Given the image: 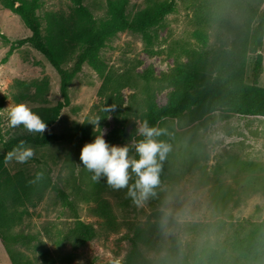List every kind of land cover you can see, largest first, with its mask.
<instances>
[{
    "label": "rangeland",
    "instance_id": "1",
    "mask_svg": "<svg viewBox=\"0 0 264 264\" xmlns=\"http://www.w3.org/2000/svg\"><path fill=\"white\" fill-rule=\"evenodd\" d=\"M150 1L129 0L128 17L134 18ZM175 1L176 12L152 32L151 46L141 34L125 31L107 41L101 50L103 74L84 64L69 87L70 105L52 127L45 129V134H72L87 127L91 137L103 134L107 141L115 132L133 133L131 140L122 139L113 145H127L129 156L139 158L135 144L143 139L137 129L146 112L147 84L156 104L164 107L173 92L164 77L177 61L190 60L187 54L190 49H227L235 40L234 34L224 29L207 30L209 43L203 48L194 36L201 26L195 20L194 9L187 7L186 0ZM222 1L228 5L226 0ZM106 2L85 0L84 5L101 20L106 18ZM41 3L38 15L43 34L50 22L69 21L75 14L72 0H41ZM260 9H264V1ZM225 16L236 25L246 17L237 15L234 7ZM0 30L10 41L31 35L19 16L1 5ZM9 49L10 44L0 39V98L5 96L0 112V153L3 142L35 133L22 124L9 125L8 112L12 107L23 103L31 110L50 108L62 100L60 76L41 53L26 45L3 64ZM81 51L79 46H71L64 68L71 69ZM262 54L264 57V48ZM254 58V54L249 55L248 75ZM17 81L28 86L18 87ZM43 82L45 89L37 94L34 85ZM259 85L264 87V72ZM158 129L163 131L156 139L166 143L169 151L159 161V183L153 194L139 205L127 195L136 176L131 175L128 185L121 189L109 186L105 176L94 181L93 173L80 160L79 145L28 146L32 156L23 163L13 154L7 162L11 175L33 176L43 171L51 177L54 187L47 189L37 205L29 209L31 216L25 218L17 231L38 235L53 252L47 229L66 231L78 220L92 225L96 238L78 250L79 258L72 264H123L134 249L131 240H137L141 232L158 246L152 250L138 243L154 264H184L186 254L217 247L218 239L203 232V225L223 223L229 228L247 221H264V117L221 110L197 119L196 113H185L180 119L162 122ZM57 190L66 194L70 205ZM104 204L109 206L113 223L100 210ZM160 245L167 250L158 251ZM21 250L28 253L26 248ZM0 264H12L1 241Z\"/></svg>",
    "mask_w": 264,
    "mask_h": 264
},
{
    "label": "trees",
    "instance_id": "2",
    "mask_svg": "<svg viewBox=\"0 0 264 264\" xmlns=\"http://www.w3.org/2000/svg\"><path fill=\"white\" fill-rule=\"evenodd\" d=\"M186 0L187 7L194 9L197 27L195 37L203 48L208 47L207 30L224 29L234 34L233 45L220 50H193L187 54V62L177 61L169 75L164 77L167 85L173 88L169 103L159 107L146 86L143 122L156 128L166 120L180 119L185 113H196L200 119L212 113L225 110L240 116L264 117V87L259 85L264 72V9L260 6L264 0ZM75 14L69 20L56 19L50 22L46 34H43L42 22L38 12L41 0H0V5L19 16L26 28L31 32L27 38L10 41L1 32L0 39L10 44L5 64L19 49L28 45L41 53L60 76L61 98L50 108H34L46 123V129L52 127L67 108L71 99L69 87L75 77L82 71L84 64H89L98 73L105 71L100 58L101 50L107 41L119 33L131 31L141 34L148 46L153 44L152 32L163 24L166 17L175 13V0H151L146 8L129 18L127 8L129 0H107L106 18L98 20L84 5L85 0H72ZM230 7H234L237 15H246L239 25L225 16ZM220 11V13H218ZM222 12L224 14H222ZM71 46H79L82 51L71 69L64 68L65 59ZM254 54L251 72L248 75L249 55ZM149 81L148 77H146ZM110 79H107V82ZM16 86H28L17 81ZM36 92L43 93L46 83H36ZM5 105V96L0 98V112ZM133 133L120 131L113 133L107 140L110 145L120 140H131ZM90 129L83 127L72 134L30 133L13 137L2 143L0 153V241L3 243L12 264H72L79 258L78 250L96 238L97 232L92 225L78 220L69 230L47 229L49 242L54 247L52 252L47 243L38 235L17 231L25 220L31 216L33 208L43 198L47 189L53 188L51 177L43 171L33 176L24 173L11 175L7 162L14 150L21 143L25 147H45L54 143H68L83 147L92 142ZM70 205L66 194L57 190ZM109 206L104 204L100 210L113 223ZM98 213V211L94 212ZM202 231L213 236L217 247H206L201 252L188 253L184 256V264H264V221L261 223H240L229 228L223 224H205ZM221 239V240H220ZM133 251L123 264H154L139 249L141 243L149 249H155L153 239L139 233L137 240L132 239ZM222 243H221V242ZM70 246V250L67 248ZM26 248L28 253L21 250ZM167 250L161 246L158 251ZM30 251V252H29ZM166 262V259L163 261Z\"/></svg>",
    "mask_w": 264,
    "mask_h": 264
},
{
    "label": "clouds",
    "instance_id": "3",
    "mask_svg": "<svg viewBox=\"0 0 264 264\" xmlns=\"http://www.w3.org/2000/svg\"><path fill=\"white\" fill-rule=\"evenodd\" d=\"M8 122L12 127L22 124L29 132L43 133L46 129V123L41 117L23 103L11 108L8 112ZM137 131L143 137L135 144L138 159L129 156L127 145H110L104 135L99 134L92 142L83 145L80 150V160L93 173L94 181L105 176L107 184L113 189L124 188L128 185L130 176L134 174L136 180L134 185L128 186L127 195L139 205L153 194L154 187L159 183V161L164 159L169 146L156 139L163 130L149 126L147 120ZM13 154L18 162L23 163L32 156V149L21 143L20 147L10 155Z\"/></svg>",
    "mask_w": 264,
    "mask_h": 264
}]
</instances>
